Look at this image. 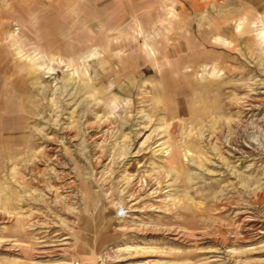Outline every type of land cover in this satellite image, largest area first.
Segmentation results:
<instances>
[{
	"label": "rangeland",
	"instance_id": "obj_1",
	"mask_svg": "<svg viewBox=\"0 0 264 264\" xmlns=\"http://www.w3.org/2000/svg\"><path fill=\"white\" fill-rule=\"evenodd\" d=\"M0 264H264V0H0Z\"/></svg>",
	"mask_w": 264,
	"mask_h": 264
}]
</instances>
